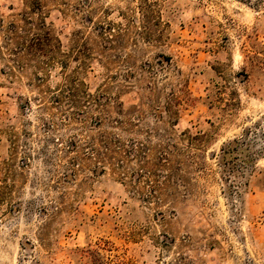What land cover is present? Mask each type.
Wrapping results in <instances>:
<instances>
[{
  "label": "rangeland",
  "instance_id": "obj_1",
  "mask_svg": "<svg viewBox=\"0 0 264 264\" xmlns=\"http://www.w3.org/2000/svg\"><path fill=\"white\" fill-rule=\"evenodd\" d=\"M263 141L264 0H0V264H264Z\"/></svg>",
  "mask_w": 264,
  "mask_h": 264
},
{
  "label": "trees",
  "instance_id": "obj_2",
  "mask_svg": "<svg viewBox=\"0 0 264 264\" xmlns=\"http://www.w3.org/2000/svg\"><path fill=\"white\" fill-rule=\"evenodd\" d=\"M252 130L247 128L243 136L239 139H233L225 143L220 149L219 161L223 165L232 164L230 172L240 169L246 164H255L260 156V148H248L247 145L249 142H246L252 134ZM264 141L262 142V144ZM246 145V146H245ZM243 154V156H241ZM228 172V171H227ZM230 174V173H229Z\"/></svg>",
  "mask_w": 264,
  "mask_h": 264
}]
</instances>
